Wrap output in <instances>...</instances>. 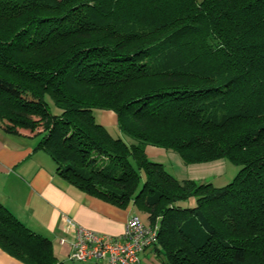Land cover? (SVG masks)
Here are the masks:
<instances>
[{"label":"trees","instance_id":"obj_1","mask_svg":"<svg viewBox=\"0 0 264 264\" xmlns=\"http://www.w3.org/2000/svg\"><path fill=\"white\" fill-rule=\"evenodd\" d=\"M0 127L37 138L78 190L147 214L165 264H264V0H0ZM147 145L240 169L222 187L179 180ZM0 248L62 264L2 203Z\"/></svg>","mask_w":264,"mask_h":264},{"label":"crops","instance_id":"obj_2","mask_svg":"<svg viewBox=\"0 0 264 264\" xmlns=\"http://www.w3.org/2000/svg\"><path fill=\"white\" fill-rule=\"evenodd\" d=\"M98 113L101 125L108 129L116 127L113 111L99 110ZM37 141L25 134L5 132L0 127V203L31 230L47 237L58 262L66 264L75 233L66 219L113 237L121 234L127 218L138 210L132 203L121 208L65 182L56 175L52 158L36 148ZM161 149L147 145L145 151L149 157L152 152L159 154ZM139 256L141 264H165L153 246ZM0 264L25 263L0 248ZM76 264L101 263L79 261Z\"/></svg>","mask_w":264,"mask_h":264},{"label":"built area","instance_id":"obj_3","mask_svg":"<svg viewBox=\"0 0 264 264\" xmlns=\"http://www.w3.org/2000/svg\"><path fill=\"white\" fill-rule=\"evenodd\" d=\"M75 231L69 258L101 264H141L140 253L153 246L157 225L146 224L138 213H131L121 234L108 236L66 219ZM62 242V239L60 240Z\"/></svg>","mask_w":264,"mask_h":264},{"label":"rangeland","instance_id":"obj_4","mask_svg":"<svg viewBox=\"0 0 264 264\" xmlns=\"http://www.w3.org/2000/svg\"><path fill=\"white\" fill-rule=\"evenodd\" d=\"M51 108L54 113H59V109L51 103ZM99 110H95L94 114L99 121ZM113 135H120L128 140L126 136L119 133L117 127L109 128ZM159 148V147H158ZM150 150V149H149ZM149 159L160 162L165 169L179 180L192 179L199 183L211 182L215 187H222L232 181L236 173L240 169V165L231 162L226 158H219L210 162L201 163H184L177 152L172 150L161 149L159 154L153 152L149 154ZM178 204L182 207H191L195 204V198L190 197L187 200L179 201ZM138 215L144 223H148L147 214L138 210ZM79 261L68 260L66 264H76Z\"/></svg>","mask_w":264,"mask_h":264}]
</instances>
